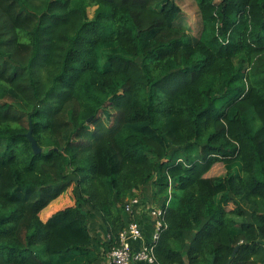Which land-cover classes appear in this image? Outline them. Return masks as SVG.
Listing matches in <instances>:
<instances>
[{
  "label": "trees",
  "instance_id": "trees-1",
  "mask_svg": "<svg viewBox=\"0 0 264 264\" xmlns=\"http://www.w3.org/2000/svg\"><path fill=\"white\" fill-rule=\"evenodd\" d=\"M139 196L158 264H264V0H0V264H106Z\"/></svg>",
  "mask_w": 264,
  "mask_h": 264
},
{
  "label": "built area",
  "instance_id": "built-area-1",
  "mask_svg": "<svg viewBox=\"0 0 264 264\" xmlns=\"http://www.w3.org/2000/svg\"><path fill=\"white\" fill-rule=\"evenodd\" d=\"M140 207L141 201L138 197L127 203L125 210L132 215V220L128 227L120 233L116 244L112 247L109 253L110 264H134L141 262L158 264L155 247L161 232L167 227L164 211L158 208L148 210L149 216L154 219V233L150 243H143L141 248L135 249L133 243L143 241V231L136 221L135 214V211Z\"/></svg>",
  "mask_w": 264,
  "mask_h": 264
},
{
  "label": "rangeland",
  "instance_id": "rangeland-1",
  "mask_svg": "<svg viewBox=\"0 0 264 264\" xmlns=\"http://www.w3.org/2000/svg\"><path fill=\"white\" fill-rule=\"evenodd\" d=\"M179 4L181 5L186 18H187V26L190 27L191 32H193L194 34H196L197 32V28H198V18L197 15L195 13V7L190 3V2H179ZM95 8H90L89 9V16L90 18L93 16V11ZM113 107H115L113 104H111ZM20 106L19 108H21L22 110L25 111H29L28 108L24 107L23 105H18ZM112 106L107 105V109L110 112L111 116L108 119L104 114H101L97 120V122L94 124V126L91 128V130L89 132H84L81 134L80 139L85 142L86 144H92L93 143V138L94 136H105L107 134L113 133L114 131H116V129L122 125L123 122V114L120 110L113 108ZM239 170V167H235L231 170H228L223 164H218L216 165L211 172L208 174L209 177H217V176H223L225 175L228 171L229 173L232 172H237ZM140 198H143L142 196H139ZM144 199V198H143ZM142 199V200H143ZM145 202H143V208L144 210H149V209H156L157 206L152 202L150 203L148 200L146 201L145 199L143 200ZM147 202V203H146ZM56 203V205H60L63 204V206L58 209H64L68 206H72L75 203L74 200V196L72 194V188L67 191L64 195H62L61 197H59L58 199H56L55 201L52 202ZM174 205V204H173ZM49 210V207H47L42 213V220H48L49 217H46V212ZM57 210V211H58ZM44 218V219H43ZM94 227V226H93ZM96 233L98 232L100 234V236L102 238L105 237L104 232L102 230V227L100 226V228L98 227V229H96ZM106 264H110L109 263V257L106 260Z\"/></svg>",
  "mask_w": 264,
  "mask_h": 264
},
{
  "label": "crops",
  "instance_id": "crops-1",
  "mask_svg": "<svg viewBox=\"0 0 264 264\" xmlns=\"http://www.w3.org/2000/svg\"><path fill=\"white\" fill-rule=\"evenodd\" d=\"M48 212H46V217L50 213ZM135 214H136V221L143 231V241H138L133 243L135 249H139L142 247L143 243L148 244L151 242L152 235L154 233V219L149 216L148 210H144L143 202H141V207L135 211ZM134 264H147V263L141 262Z\"/></svg>",
  "mask_w": 264,
  "mask_h": 264
},
{
  "label": "water",
  "instance_id": "water-1",
  "mask_svg": "<svg viewBox=\"0 0 264 264\" xmlns=\"http://www.w3.org/2000/svg\"><path fill=\"white\" fill-rule=\"evenodd\" d=\"M27 137H28L29 141L31 142L34 151H35L36 153H40L42 150H41V148L38 146V144H37L35 138L33 137L32 129H31V130L29 131V133L27 134ZM211 264H214V259H213V261L211 262ZM229 264H230V263H229Z\"/></svg>",
  "mask_w": 264,
  "mask_h": 264
}]
</instances>
